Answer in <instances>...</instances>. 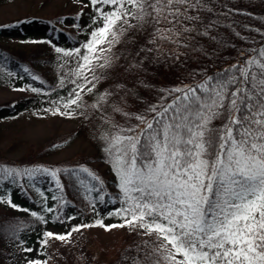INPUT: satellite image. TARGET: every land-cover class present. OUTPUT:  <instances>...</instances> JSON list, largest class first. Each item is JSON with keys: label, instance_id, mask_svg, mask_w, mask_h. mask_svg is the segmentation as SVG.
<instances>
[{"label": "snow or ice", "instance_id": "6c2138e0", "mask_svg": "<svg viewBox=\"0 0 264 264\" xmlns=\"http://www.w3.org/2000/svg\"><path fill=\"white\" fill-rule=\"evenodd\" d=\"M89 3L96 13V27L82 45L83 51L55 48L63 57L75 58L69 76L77 79H69L74 87L62 105L66 111L60 107L52 111L71 116L73 107L99 110L111 104L113 113L136 121L125 126L102 114L104 131L99 135L104 162L110 166L118 189L109 202L120 203L114 214L123 222L96 224L107 231L128 227L144 238L129 250L134 254L122 256V264H264V42L247 53L241 51L243 59L219 76L203 75L197 80L199 74L192 73L191 83L159 90L158 101L143 113L125 111L121 106L124 96L113 102L114 93L107 90L89 106L82 93H93L102 78L97 69L111 66L112 48L130 32L146 34L136 52L137 56L143 54L140 64L149 57L150 62L175 63L189 50H197L192 41L198 36L214 40L210 31L217 27L208 19L212 11L208 0ZM129 92L124 89L125 95ZM62 172L75 176L86 193L103 192V181L84 166L71 170L0 166V183L8 180L15 184L20 178L33 180L44 175L62 192ZM95 199L104 202V195ZM0 204L29 211L10 199H0ZM44 210L55 211L51 207ZM38 219L47 222L43 216ZM93 226L77 224L66 233L44 232L40 246L47 249L50 241L71 244L73 233ZM23 227L20 224L12 229L14 238L18 239ZM23 243L19 240L17 245L23 252L33 251ZM27 264H48V260L30 259Z\"/></svg>", "mask_w": 264, "mask_h": 264}, {"label": "trees", "instance_id": "16d2710c", "mask_svg": "<svg viewBox=\"0 0 264 264\" xmlns=\"http://www.w3.org/2000/svg\"><path fill=\"white\" fill-rule=\"evenodd\" d=\"M13 1L15 0H0V6ZM86 2L90 8L83 16L79 13L56 15L50 19L26 17L0 25L1 38L37 36L42 40L36 46L27 48H13L0 44V86L20 85L29 93L27 96L0 103V120L18 119L26 115L33 116L35 113L48 115L52 114L56 107L66 111L62 105L69 98V89L74 87L69 82L73 76L69 74L75 69L76 60L63 57L55 48L73 51L81 49L87 42L89 34L87 35L86 30L88 24L93 23L96 13L89 0ZM208 7L212 9L208 19L214 20L217 24V27L210 31V35L215 37L214 40L198 36L192 41L197 50H189L187 55L175 63L150 62L149 57L140 64L143 54L137 56L136 52L143 45L146 34L130 32L121 43L112 48L111 66L106 70L97 69V74L102 78L93 93H82L83 102L90 106L96 102L98 94L107 90L114 93L113 102H116L119 96H124L121 106L125 111L143 113L148 105L158 101L159 90L191 83L192 73L199 74L196 76L197 80L203 75L219 76L230 64L243 59L239 55L241 51L247 53L264 42L261 35L264 33V0H208ZM248 28L251 31L247 30ZM257 29L259 31H256ZM236 33L240 35L237 36ZM136 64H140V67H132ZM32 76H36L37 79H32ZM61 80L64 81L63 85ZM124 89L130 90L128 95L124 94ZM73 112L69 118L78 124L74 130L63 136L50 138L38 147H32L25 140L19 141L18 144L13 143L12 145L23 149V154L14 160L15 162L0 160V166L20 170L26 168L71 170L84 166L95 172L103 181V192L86 193L75 176L68 172L59 174L62 192L51 177L44 175H37L33 180L20 178L15 184L8 180L0 183V199L11 198L15 204L20 205V209L29 210L23 211L22 216H16L13 211L6 214L0 212V264H27L30 253L23 252L17 246L18 241H24V248L33 249L40 243L42 234L47 232L49 227H59L69 222L71 224L97 221L103 223L108 220L123 222L114 214L115 210L121 207L120 203L109 202L110 197L118 195V189L114 186L115 176L110 166L104 162L103 144L99 140V135L104 129L100 125L102 114L125 126L135 124L136 121L113 113L111 104L99 110L73 107ZM78 138L88 141L93 151L65 164L51 166L48 163L52 155ZM14 149L12 146V150ZM92 162L104 163L109 174L104 175L95 170L91 166ZM53 195L57 197L56 200L52 199ZM98 195H104V202L95 199ZM90 201L95 205L94 208ZM47 207L55 211L47 212L44 210ZM33 211L37 213L36 217L31 215ZM40 216L47 222H41L38 219ZM20 224L24 227L16 239L13 237L12 229ZM143 239L128 230L108 253L94 255L89 264H122V256L126 253L134 254V251L129 253V250H134L135 245L140 244ZM49 257L48 250L44 258L47 260ZM123 264H130V261H124Z\"/></svg>", "mask_w": 264, "mask_h": 264}, {"label": "rangeland", "instance_id": "374dc122", "mask_svg": "<svg viewBox=\"0 0 264 264\" xmlns=\"http://www.w3.org/2000/svg\"><path fill=\"white\" fill-rule=\"evenodd\" d=\"M87 0H15L12 3L0 6V25L23 19L26 17H40L50 19L56 15H84L90 8ZM93 22V21H92ZM87 35L94 30L95 24H88ZM90 39V36H89ZM88 39V40H89ZM87 40V41H88ZM42 40L35 37L14 36L1 38L0 44L13 48H27L36 46ZM83 51V48H81ZM72 79H77L75 76ZM23 89V91H20ZM28 91L20 85L0 86V103L15 100L21 96H27ZM78 124L69 116L56 114L22 116L18 119L0 120V160H9L15 162L23 149L18 146L19 141L25 140L32 147H38L50 138L59 137L74 130ZM12 146L15 147L12 150ZM18 147V148H17ZM93 151L91 144L83 138L75 139L59 152L49 158L48 163L51 166L61 165L72 160L79 159L80 155L84 156ZM91 166L101 174H109L107 166L102 162H92ZM15 204V201L8 198ZM18 205V204H16ZM20 208V205H18ZM10 211L16 216H22L23 211L13 209L7 204H0V212L6 214ZM35 212V211H33ZM122 222L108 220L103 222L104 225H118ZM83 224V223H82ZM95 225L90 228L82 229L78 233H73L71 244L50 241L47 249H43L40 243L33 247L30 252L29 260H45L44 255L50 251V257L47 259L48 264H89L91 258L98 253H108L109 250L119 241L129 230L128 227H116L110 231L105 230L96 224V222L85 223ZM75 223L71 222L59 227H49L47 232L66 233ZM50 259V260H49Z\"/></svg>", "mask_w": 264, "mask_h": 264}]
</instances>
